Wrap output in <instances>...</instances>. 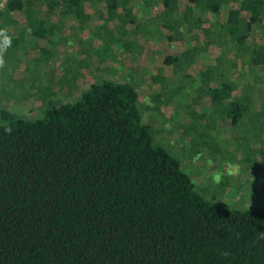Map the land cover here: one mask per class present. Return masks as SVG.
<instances>
[{
    "label": "trees",
    "instance_id": "obj_1",
    "mask_svg": "<svg viewBox=\"0 0 264 264\" xmlns=\"http://www.w3.org/2000/svg\"><path fill=\"white\" fill-rule=\"evenodd\" d=\"M223 1L6 0L0 29L12 44L4 59L29 48L38 52L29 64L48 59L51 47L69 40L55 30L61 19L78 25L95 13L99 27L87 34L102 40L99 51L159 55L161 67H172L167 77L203 83L207 104L235 126L239 117L264 115V75L233 73L237 61L264 64V43L253 42V33L264 40V0H233L219 20ZM143 14L147 31L131 33ZM185 35L193 41L175 47ZM211 42L220 51L196 75L177 69L174 61L198 62ZM62 52L77 64L87 55ZM150 70L136 83L92 81L75 99H51L38 116L0 108V264H264V202L240 207L207 198L179 158L153 141L137 105L140 91L162 86Z\"/></svg>",
    "mask_w": 264,
    "mask_h": 264
},
{
    "label": "rangeland",
    "instance_id": "obj_2",
    "mask_svg": "<svg viewBox=\"0 0 264 264\" xmlns=\"http://www.w3.org/2000/svg\"><path fill=\"white\" fill-rule=\"evenodd\" d=\"M233 2L228 0L221 3L217 14L219 20L226 17L229 7L235 5ZM63 10L64 6H59L56 13L51 12L52 18L57 19V16L60 18ZM147 17L148 14L139 17L135 23L137 28H131L129 31L135 34L141 30L142 24L149 27ZM70 22L71 20L67 23V19L58 22L61 27L57 26L55 30L66 33L69 40L59 43L55 50L51 47L48 59L42 58L37 62L34 59V62L29 64V60L37 57L38 52L35 48H29L25 53L22 50L21 55H16L17 59L11 60L10 56L5 58V67L0 69V108L8 107L20 114L38 116L39 112L49 105L51 99L54 102L75 99L92 81L99 82L104 78L122 79L127 76L136 83L139 78L137 74H143L139 81H143L144 76L149 79L145 70L152 67L150 73L159 72L161 76L160 78L157 74L156 81L160 80L154 84L160 87L162 82V86L154 89L150 95L143 96V91H140L141 96L137 105L144 119L152 125L153 141L168 148L179 158L180 166L191 175L196 186L207 198L240 207L264 202L263 114L256 116L253 113L239 117L237 119L239 124L233 126L225 114L207 104L206 86L203 83L193 78L181 82L176 78L167 77L166 73L171 75L172 67H161L159 55L152 58L143 51L140 55L136 51L132 54L128 52L113 55L109 52L110 48L108 51L105 49L99 51L97 44L102 40L95 36L96 32L92 35L87 34L92 32V28L99 27L96 24L95 13L89 20L78 25ZM159 23L158 20L152 24L154 35L160 30ZM253 35L255 45H263L261 35L259 33ZM137 36L143 34L139 32ZM142 39L133 37L134 41ZM151 41L150 38L145 43L148 45L146 50L153 49V46H150ZM192 41L185 35L175 40V47L184 46ZM214 44L211 42L209 51L201 49L198 62L186 66L179 58L174 64L178 66V70L182 66L193 75L200 67V62L205 64L206 59L210 62L213 57L211 55L219 53L220 50ZM65 47L76 50L77 58L83 49L87 55L85 54L84 60L77 64L74 56L69 58L62 56L63 52L60 53V50ZM170 47L175 48L173 45ZM58 51L59 53H56ZM159 52L160 49L156 50V53ZM143 64L148 67L143 69ZM251 64L250 60L237 61L233 73H238L239 68L238 71L247 78L251 76L250 70L257 69L264 75V64L254 66ZM25 65H28L29 69H26ZM162 72L165 76H162ZM240 89H236L235 93H239ZM250 96L257 97L253 94ZM188 113H192L193 117Z\"/></svg>",
    "mask_w": 264,
    "mask_h": 264
},
{
    "label": "clouds",
    "instance_id": "obj_3",
    "mask_svg": "<svg viewBox=\"0 0 264 264\" xmlns=\"http://www.w3.org/2000/svg\"><path fill=\"white\" fill-rule=\"evenodd\" d=\"M12 37L9 35L7 29H0V69L5 67V59L4 54L7 52L8 48L11 47ZM5 131L7 133H11V127H5ZM217 181L219 180V176L216 177Z\"/></svg>",
    "mask_w": 264,
    "mask_h": 264
},
{
    "label": "built area",
    "instance_id": "obj_4",
    "mask_svg": "<svg viewBox=\"0 0 264 264\" xmlns=\"http://www.w3.org/2000/svg\"><path fill=\"white\" fill-rule=\"evenodd\" d=\"M6 0H0V7L4 6Z\"/></svg>",
    "mask_w": 264,
    "mask_h": 264
}]
</instances>
